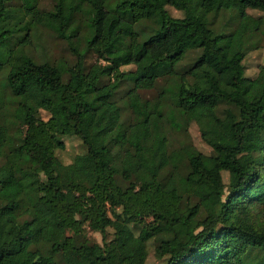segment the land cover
<instances>
[{
    "label": "trees",
    "instance_id": "16d2710c",
    "mask_svg": "<svg viewBox=\"0 0 264 264\" xmlns=\"http://www.w3.org/2000/svg\"><path fill=\"white\" fill-rule=\"evenodd\" d=\"M11 2L0 0V264H143L150 239L163 264H264V224L251 217L264 203V64L250 78L242 66L264 35V15L246 10L264 12V0ZM223 13L231 29L214 26ZM36 26L76 51L73 65L28 54ZM78 45L103 63L84 69ZM158 80L156 97L141 99ZM54 101L57 116L41 118ZM191 122L208 154L186 135ZM171 130L182 132L177 147ZM64 135L84 147L69 177L54 155ZM85 226L101 243L85 240Z\"/></svg>",
    "mask_w": 264,
    "mask_h": 264
},
{
    "label": "rangeland",
    "instance_id": "374dc122",
    "mask_svg": "<svg viewBox=\"0 0 264 264\" xmlns=\"http://www.w3.org/2000/svg\"><path fill=\"white\" fill-rule=\"evenodd\" d=\"M54 0H37V6L39 9L48 10L52 7ZM14 5H17L19 3V0H12L11 2ZM165 9L172 17H180L181 11L178 10L176 7H172L169 5L165 6ZM247 13L258 16V15H264V12L255 11L251 9L246 10ZM214 26H220L222 24L225 25L227 29H231L234 26V20L230 18L229 13H223L222 15L218 14L214 20H213ZM253 39L255 42H257V47L254 49H250L247 51L245 56L242 59V66H243V74L246 77H254L259 66L264 64V35L262 34H256L253 36ZM30 42L25 46V50H27L28 54L35 60V61H42L47 60L50 62H61L64 64H67L69 66L73 65L75 62V50L72 49L71 46H69L66 41L63 39L57 37L53 32L49 31L45 27L42 26H36L29 35ZM236 45H233V48L236 49ZM77 52H83V65L84 69H88L93 64H102L103 61L99 60L95 53L85 48L82 45L77 46ZM196 53L189 52L185 56L184 61H180V63L177 66V70H180L181 67L186 63L187 61H190L193 56ZM132 65H125L120 66V71H126V70H132ZM113 78L110 77L109 81H113ZM3 80V75H0V83ZM105 80V79H104ZM69 83L79 88L81 86V80L79 77H70L67 79ZM163 85V80H158L154 86V88L150 90H139L138 94L141 99H147L151 100L154 99L159 92L160 86ZM126 89V84L122 83L119 85L118 92L116 93V98H121L119 100V103H117L120 107L123 104V93ZM109 90L107 88H103L99 91V94L103 95L105 93H108ZM54 103H56L54 101ZM52 105L51 110L49 112L46 111H40L39 115L43 119H47L49 117H55L59 113V108L57 106V103ZM120 116L121 119H130L131 117L130 112H126L124 110H120ZM127 117V118H126ZM118 118V111L116 108H111L108 113V122L112 124L115 120ZM229 118L226 116L224 118V128L227 132V120ZM83 131H87V120L85 119L83 121L82 125ZM182 132L171 130V140H172V146L177 147L179 139L182 138ZM186 135H188V138L192 145L201 153L208 154L210 152V148L202 141L199 135V131L197 129V126L195 123L191 122L186 129ZM61 141L63 142V148L62 149H55L54 155L59 160V162L63 166V172L64 174L69 177L72 175L73 170L71 167L72 158L74 155L82 153L84 151V147L80 141V139L75 135H64L61 137ZM165 162V159L162 158V163ZM221 177L223 183H226V173L221 172ZM251 217L253 222L255 224H264V203L255 204L254 207L251 209ZM212 222H209L210 224ZM132 231L135 233L137 232L139 228V224H130ZM161 229L165 230L167 227L164 224L160 223ZM112 234V229L107 228L106 229V238H110ZM83 235L87 242L92 243H101V234L98 232H94L89 230L86 226L83 229ZM117 241L121 242V236L118 235ZM154 240L150 239L146 243V257L143 262V264H163V259H158L156 256H154ZM2 264H13L11 261H4ZM57 264H63L61 262H58Z\"/></svg>",
    "mask_w": 264,
    "mask_h": 264
}]
</instances>
